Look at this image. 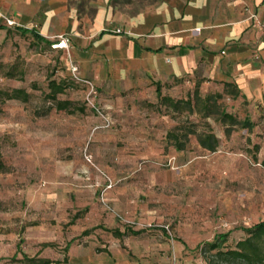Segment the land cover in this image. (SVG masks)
I'll use <instances>...</instances> for the list:
<instances>
[{
    "label": "rangeland",
    "instance_id": "rangeland-1",
    "mask_svg": "<svg viewBox=\"0 0 264 264\" xmlns=\"http://www.w3.org/2000/svg\"><path fill=\"white\" fill-rule=\"evenodd\" d=\"M73 1L80 11L94 9L87 0ZM159 1L111 0L110 6L132 16ZM74 63L69 51L35 33L0 28V88L30 93L27 100L0 98V264H27L24 255L35 254L68 255L61 264H111L112 257L116 264H246L225 261L208 243L234 248L246 227L264 220V91L234 96L223 80L200 74L195 82L157 83L175 100L192 95V105H176L149 85L144 94L119 97L96 84L92 91ZM52 79L66 85L57 98L69 107L47 97ZM139 123L169 125L184 143L180 161L169 148L134 160L125 153L136 147L96 138L100 127L114 133ZM208 132L219 138L215 150L199 142ZM120 149L126 157L118 160ZM167 192L180 195L172 201L180 202V244L176 211L164 218L143 212L163 209L156 201ZM128 226L143 231L119 237L110 230Z\"/></svg>",
    "mask_w": 264,
    "mask_h": 264
},
{
    "label": "crops",
    "instance_id": "crops-1",
    "mask_svg": "<svg viewBox=\"0 0 264 264\" xmlns=\"http://www.w3.org/2000/svg\"><path fill=\"white\" fill-rule=\"evenodd\" d=\"M110 1L87 0L94 6L89 12L80 11L73 0H0V11L51 41L68 35L70 47L64 50L70 52L80 75L119 97L123 92L144 94L146 85L156 91L157 83L169 85L180 77L195 82L200 74L233 80L242 93L262 96L264 0H160L154 9L132 16L120 15ZM168 128L139 123L116 126L110 133L100 127L96 138L136 147L123 151L134 160L163 155L169 148L180 161V151L168 144ZM120 152L114 154L118 160L126 157ZM174 197L180 199L162 193L156 203L165 207L160 211L146 207L143 212L164 218L176 211L180 244V202L173 204ZM112 258L111 264H116Z\"/></svg>",
    "mask_w": 264,
    "mask_h": 264
},
{
    "label": "trees",
    "instance_id": "trees-1",
    "mask_svg": "<svg viewBox=\"0 0 264 264\" xmlns=\"http://www.w3.org/2000/svg\"><path fill=\"white\" fill-rule=\"evenodd\" d=\"M17 29L22 31H29L35 33L37 37L42 40H45L47 43L52 45V41L47 39L45 36L41 35L38 31L34 29V27H25L21 25L15 26ZM0 28H7L8 30L11 28L10 26L6 25L5 23L0 22ZM184 78V77H180ZM225 89H227L230 93H233L234 96H239L242 94V91L237 82L233 80H224ZM65 84L61 82H57L54 79L50 81V91L47 93V97L56 101L58 108H67L71 103L68 99H58L57 93L64 91ZM229 86L231 88H229ZM157 93L160 97L174 102L176 105L179 102H185L192 105L193 97L189 95L187 98L184 99H177L175 100L170 95H163L161 92L160 87H157ZM198 95V91H196ZM30 96V93L23 87H15L13 89H1L0 88V98H22L27 100ZM211 95L208 94L206 99L209 100ZM225 114V113H224ZM231 118H234V115H230ZM199 142L202 146L207 149L215 150L219 144V138L214 132L208 133H200L199 135ZM175 138V146L177 149L184 148V143L181 139L177 138L173 130H169L167 133V140ZM90 229L84 231V233H88ZM112 232L117 236H122L126 233H140L143 229H135L133 227H126L124 230H121L119 227L111 228ZM247 235L241 238L234 248H220V242L215 240L213 242L208 243L210 248L216 249L215 255L221 257L225 261H235L238 260L240 262H244L246 264H264V220L258 221L248 227L245 228ZM74 239L69 240L67 247L71 245ZM98 251L107 250L106 248H97ZM23 259L27 261V264H61L62 261L68 260V255L64 257L63 260L59 259H52L50 257L40 256L39 254H35L33 256L24 255Z\"/></svg>",
    "mask_w": 264,
    "mask_h": 264
},
{
    "label": "built area",
    "instance_id": "built-area-1",
    "mask_svg": "<svg viewBox=\"0 0 264 264\" xmlns=\"http://www.w3.org/2000/svg\"><path fill=\"white\" fill-rule=\"evenodd\" d=\"M0 19H2L4 21V23L6 25L10 26V27L17 26L18 25V22H17V20H16V18L14 16L6 15L2 11H0ZM116 30L118 32H120L121 29L120 28H117ZM52 46L54 48H62V49L69 50V47H70V37L68 35L60 34V35H58L56 37V39L54 41H52ZM73 70L74 71H77L78 70V66L75 65V64H73ZM84 80L86 82L90 83V85H92V91H95L94 83L91 80H89V79H84Z\"/></svg>",
    "mask_w": 264,
    "mask_h": 264
}]
</instances>
